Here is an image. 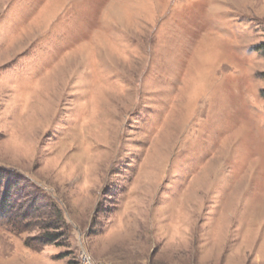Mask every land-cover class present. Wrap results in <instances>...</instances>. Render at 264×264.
I'll use <instances>...</instances> for the list:
<instances>
[{"label": "rangeland", "instance_id": "rangeland-1", "mask_svg": "<svg viewBox=\"0 0 264 264\" xmlns=\"http://www.w3.org/2000/svg\"><path fill=\"white\" fill-rule=\"evenodd\" d=\"M263 90L264 0H0V264H264Z\"/></svg>", "mask_w": 264, "mask_h": 264}, {"label": "trees", "instance_id": "trees-1", "mask_svg": "<svg viewBox=\"0 0 264 264\" xmlns=\"http://www.w3.org/2000/svg\"><path fill=\"white\" fill-rule=\"evenodd\" d=\"M263 95H264V90H263ZM10 178H11L10 175L6 173L0 176V216L2 215L5 219H8V221L13 220L14 223L12 224V226L13 225L16 226L17 219H20V217H18L19 215L17 214V210H19V208H17L16 203H14L15 201L14 202L12 201L13 192L15 191L13 188L14 186L10 184L12 181H10V183H8L6 187L3 188V190H1L2 182L6 181V179L9 180ZM26 211H31V210L28 208L26 209ZM55 240L56 239H54L52 236L46 237V241L44 242V244L53 243Z\"/></svg>", "mask_w": 264, "mask_h": 264}]
</instances>
